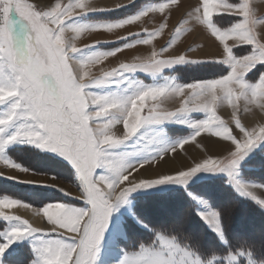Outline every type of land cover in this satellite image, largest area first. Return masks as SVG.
<instances>
[{"label":"snow or ice","instance_id":"1","mask_svg":"<svg viewBox=\"0 0 264 264\" xmlns=\"http://www.w3.org/2000/svg\"><path fill=\"white\" fill-rule=\"evenodd\" d=\"M131 2L108 7L98 6L95 0H0V163L47 179L20 180L2 174L0 177L49 186L73 201L83 202L80 206L58 200L43 204L36 215L42 214L48 225L45 228L8 211L15 206L30 208V204L9 195L0 196V221L4 222L0 223V233L4 235L0 256L15 241L34 236L37 258L33 264H95L111 214L127 202L131 192L166 182H186L200 170H229L231 175L238 160L264 141V121L248 124L243 117L253 107L264 112V71L248 75L258 64H264V36L256 30L260 20L253 0H196L159 48L154 41L167 29L176 0H154L138 13L116 22H71L88 12ZM260 7H264V0ZM157 14L160 21L152 29L105 40L125 41L119 47L80 55L101 41L95 39L79 46L77 42L85 35L114 33ZM225 16L239 19L221 27L218 18ZM189 22L191 27L186 26ZM194 27H200L211 37L219 50L205 58L188 55L191 46L176 52L182 35ZM244 45L251 47L243 48ZM137 46H149V54L121 61L108 69L102 67L109 58ZM170 50L175 54H169ZM184 63L223 64L227 71L189 83L167 78L155 82L165 67ZM97 66L99 74H94ZM137 71L151 75L154 82L132 80L122 91L94 90L113 83L115 77ZM174 99L179 100L177 108L162 107L164 101ZM225 102L232 107L228 121L218 114ZM194 112L203 113L204 118L193 119ZM165 122L184 124L194 131L169 144L159 128ZM117 125H122L120 132L116 131ZM197 138L222 149L209 153V145L201 146ZM17 141L34 143L66 158L75 169L79 195L55 183L58 180L55 175H37L5 158L7 146ZM131 141L138 145L143 142L135 153L125 150ZM190 142L198 150L202 147L206 155L176 166V154L186 152L185 146ZM152 145L162 146L156 149ZM132 155L138 158L131 160ZM154 163L167 168L141 176ZM234 183L238 191L264 206V198L248 185L235 179ZM211 216L223 239L219 214ZM236 259L235 254L227 255L229 264ZM214 260L215 257L209 259L207 264H213ZM120 264H204V261L182 245L170 230L156 229L149 242H141L125 252Z\"/></svg>","mask_w":264,"mask_h":264},{"label":"rangeland","instance_id":"2","mask_svg":"<svg viewBox=\"0 0 264 264\" xmlns=\"http://www.w3.org/2000/svg\"><path fill=\"white\" fill-rule=\"evenodd\" d=\"M109 1H111V2H109ZM194 1L196 3V0H181L179 2V5H176V7L172 8L171 14L169 16L168 27L164 31V33L160 37H158L159 38V41H157L158 45L162 46L169 39V33L171 31H173L174 28L179 24V22L186 17V14L188 13V11H190L191 6H193L195 4V3L192 4ZM253 3L257 6V17L260 20V23H258L256 25V30L258 32H260L262 36H264V7H260L261 0H253ZM96 4L98 6H113L115 4V1H113V0H99L98 2L96 1ZM144 4L147 5L146 0H136L133 3H130L128 5L118 7L116 12L91 11V12H88L87 14H82L78 17H75L74 20L71 22L88 23V24L116 22V21H119L121 19L126 18L128 15H131L135 12L140 11L142 5H144ZM238 19H239V17H236V16H231V17L225 16V17L218 18V22H219L221 27H227L230 23H232ZM146 20L149 22V24L147 22V25H146ZM159 21H160V17L155 15V16L150 17L148 19H144L143 22L138 23V25H135L134 27H141V26H148V25L155 27L159 23ZM186 26L191 27V23L189 22V24ZM124 32H126V28L122 29V30H117L114 32V34H112V33H110V34L109 33L108 34L99 33V34L85 35L84 37H82L77 42L79 46H82L83 44H86V43H92L95 39H101V41L99 43H97L94 47L85 49L83 51V53H81L80 55H87L89 53H93V52H97V51H109L113 48L119 47L121 44L125 43V41L121 40V41L105 42V40L114 39L118 36H122L124 34ZM160 46H158L157 48H159ZM188 46H191L192 51L188 52L187 54L194 57V58H205L208 54L215 53L219 50L217 47V44L213 41V39L211 37H209L207 34H205L201 30L200 27H194L192 29V31L185 32L182 35L181 40L179 42V46L176 48V52L186 51ZM242 47L243 48H250L251 46L244 45ZM140 50L146 52V54H144L140 57L146 56L150 52L149 46H137L135 49L124 50L123 52L118 53L117 55L118 56H124L125 53L139 51V52L135 53L136 54L135 57H137L141 53ZM238 51H240V50L234 49V52H238ZM169 54H175V53L172 52V50H170ZM133 58L134 57H132V58L129 57V58H126L124 60H117V62H115V63H113V62L108 63V61L111 59V58H109L107 61H105L103 63L102 67L105 69H108V68H111L113 66H116L121 61H131ZM99 68H100V66H97L96 68H94L93 73L99 74ZM221 71H227V66L223 65V64H193V63L176 64V65H173L171 67H165L162 70V73L159 74L155 78V82H157V83L164 82L165 78H167L168 80H175V82H179V83H189V82H192V81L198 80V79L212 78L213 76L220 74ZM258 71H264V64H258L256 66V68L253 69V71L250 72L248 75L253 76V74L257 73ZM132 80H142L145 83H153L154 82L153 77L151 75L144 73L142 71H137L134 74H125L124 77H115L113 83H110L103 88L94 89V90L95 91H122L128 86V83ZM178 106H179V100L178 99L166 100L162 104V107L166 108L168 110H174ZM241 111L243 112L242 102H241ZM231 113H232V107L227 102H225L218 109V114L225 121H228L231 118ZM203 115H204L203 113H198V112H194L191 114L193 119H197V118L202 119V118H204ZM256 115H258V119H259V116L261 117V119H259V120L257 119L256 122L264 121V112H260L255 107L252 108V111L250 113H243V117L245 118L246 123H249L248 122L249 118H252V119L256 118ZM118 126H119V128H118L117 132H120L122 130V125H118ZM159 128L163 130L164 138L166 139L167 143H169V144L175 143L178 140L189 136L194 131L192 128L188 127L187 125L176 123V122H165L164 124L160 125ZM142 144H143V142H141V144L138 145L135 143V141H131V142H129V144L125 150L135 153V152H137L139 147H142ZM263 145H264V141L258 142L257 145L254 146L246 155H244L242 159H239L235 168H233L231 170V175L229 174V170H223V171L200 170L199 172L193 174L190 178H188L186 180V182H166V183L161 184V185H155V186H152L150 188H142V189H138L136 191L131 192L128 196L127 202L120 205L111 214V218L114 216L115 213L117 214L118 218H120L119 219L120 222H117V220H115L116 222L113 223V227H116L118 229V234H117L118 239H116L114 241V244L116 246V254L114 253V255H112L111 257H106V255H104L105 250H107L106 246L108 245V243H111L109 241L111 238L110 234L108 235V231L106 229L104 236H103V238H102V240L98 246L101 248L102 251L99 254L97 253L95 264H120V261L122 260L125 252L130 251V249H127L126 247H124V244H122V241L125 240L124 235L126 232L125 231V224L123 223V220H122L123 219L122 215L124 213H129V216L131 217V215L133 214L136 221L134 220V218H132V219L135 221V223L138 226L145 228V226H144V224H146L145 221L139 216V214L135 213L136 212L135 211V203L138 200V198L144 196V193H146V192H147V194L149 192L152 193V192H160V191L165 192V193H167V192L169 193V192H173L174 189L184 188L186 191H188L189 197L190 196L192 197V198L190 197V199L191 200L197 199L198 206L200 207V209L205 213L206 216H208L209 218L211 217L212 223L210 225V227H211L210 230L215 229L213 226L215 221L212 218L211 214L212 213H219V211L212 206L209 199L206 196H204L203 193H201L199 191H194V187L197 184H200V183L203 184L205 181L214 179V178L219 177V176H223V177H226L227 182L230 185H232L233 188L236 187V185L234 183V179L239 180L242 183L248 185L250 190L253 191L257 196H259L260 198H264V185L260 182H257V181L248 180L242 176V169L245 166L244 165L245 162H247L256 152L261 150ZM161 146L162 145H152L151 147L158 149ZM201 146H203L202 143H201ZM16 147H22V148H26V149L28 148L29 149L28 151L32 154L33 157L34 156L35 157L32 158L31 156H29L28 158H26V160L23 159L24 161L23 162L21 161L22 163L17 162L9 154V151L13 148H16ZM201 150H202V147H201ZM34 154H36V155H34ZM4 156H5V158L11 159L12 161L20 164L22 167L30 169L33 173H35L37 175H39V174H45L46 176L55 175L58 179L57 181H55V183L64 187L66 189V191L72 192L73 195H79V192L75 186V183L77 181L75 169L66 158L60 156L58 153L52 152L49 149L38 147L34 143H29L26 141H23V142L17 141V142H14V143L7 146L6 151L4 153ZM44 157H46V158H44ZM137 158H138L137 155H132L130 157L131 160H135ZM152 166L155 167L156 164L154 163ZM29 167H32L34 169L29 168ZM97 171L99 172L100 169H97ZM0 174H2L4 177H7V176L18 177L20 180L47 179L46 177L33 176L31 174L22 173L16 169L5 167L2 163H0ZM146 174H151V173H144V174L141 173V176L146 175ZM15 183H19V182H15ZM22 184L34 185V184H27V183H22ZM37 186H42L43 188L52 189L53 191H55L54 194H56V196L59 195L56 199L52 198V199H50V201L48 200L47 202L58 200V201H62L65 203L72 202V203L76 204L77 206H80L83 203L82 201H73L72 197L65 195L63 192L57 191L52 187L45 186V185H37ZM239 193H241V192L239 191ZM18 194H19V192H18ZM42 194L45 195L44 193L37 191L36 193H33L29 199H25L22 196L17 197V199H20V200L30 204L31 202H29L28 200L33 201L36 199L39 201V200L47 199L44 196H42ZM3 195H1V196H3ZM11 197L16 198L14 196H11ZM247 197H250V196H247ZM249 199L255 201L251 197ZM193 200H192V202H194ZM32 203L30 205H31V207L35 208L36 211L39 208H41L40 205L36 206ZM121 206H122V208H121ZM8 211H10L14 214L17 213V214H21V215H23L21 212L29 211V212H26L29 217H32V219H39V218L41 219V217H39L38 215L37 216L34 215L28 208L23 207V206H15ZM154 215L157 216L156 213H153V216ZM168 215L169 214H167L166 216H168ZM156 216H154V219H156ZM111 218H110V221H111ZM158 218L159 217H157V219ZM160 220H161V218H160ZM113 221H114V218H113ZM137 221H138V223H137ZM36 224H38V223H36ZM38 225H40V226L44 225L46 227V224H44V223L42 225L41 224H38ZM221 226H222V224H221ZM146 227H148V225H146ZM222 231L224 232L223 227H222ZM239 237L241 239H249L248 234H245V233H243ZM32 241H34V240H32ZM221 242H223L224 244L226 243L225 236H223V239H221ZM33 246H34V244H33ZM232 254H235L237 257V259L235 261H233L232 264H264V261H259L258 259H255L249 251H244V250L242 251L241 250L239 252H235ZM227 255H225L223 257L215 256V260H214L213 264H215V263H217V264H229V262L227 260ZM202 261H204V263L207 264V260L202 259Z\"/></svg>","mask_w":264,"mask_h":264},{"label":"trees","instance_id":"3","mask_svg":"<svg viewBox=\"0 0 264 264\" xmlns=\"http://www.w3.org/2000/svg\"><path fill=\"white\" fill-rule=\"evenodd\" d=\"M28 150V148L16 147L11 149L9 154L14 160L22 163L23 159L26 160L29 156L35 157ZM244 165L242 176L264 185V145ZM197 185L194 191L203 193L219 211L227 244H222L218 236L200 219L196 204L192 202L188 192L184 188H178L173 192H154L138 198L135 203V213L139 214L148 227L138 226L132 217L125 215L126 238L122 241L124 247L130 250L136 248L141 242L147 243L153 238V230L166 229L170 230L182 245L207 261L215 256L223 257L241 250L249 251L255 259L264 261V209L237 192L227 182L226 177L219 176ZM37 191L45 194H42L47 198L42 200L44 202L59 196H56L52 189L15 183L0 177V196L4 194L29 199ZM153 213L157 214L154 215L156 219L159 217L157 220L154 219ZM167 214L169 215L166 216ZM243 233L248 234L249 239H241L239 236ZM16 247L19 249V254L25 255L27 261L30 258L28 245L23 243ZM9 261L16 262L13 259Z\"/></svg>","mask_w":264,"mask_h":264},{"label":"crops","instance_id":"4","mask_svg":"<svg viewBox=\"0 0 264 264\" xmlns=\"http://www.w3.org/2000/svg\"><path fill=\"white\" fill-rule=\"evenodd\" d=\"M98 2L99 0H95V2ZM113 1H115V4H117V3H124V4H126L127 2H128V0H113ZM134 1H136V0H132V2L131 3H133ZM147 1V5H142V7H141V9H140V11L144 8V7H146V6H148L150 3H152V2H154V0H146ZM181 0H176V3L175 4H173L172 5V8L173 7H176V5H179V2H180ZM114 4V5H115ZM128 4H130V3H128ZM127 4V5H128ZM144 6V7H143ZM108 7H111V6H108ZM102 11H107V12H116L117 11V8H105V9H102V10H97V12H102ZM139 12V11H138ZM138 12H135V13H133V14H131V15H134V14H136V13H138ZM131 15H128L127 17H129V16H131ZM156 16H159L158 14L156 15ZM145 19H148V18H145ZM144 21V20H143ZM142 21V22H143ZM147 20H146V25H147ZM148 24H149V22H148ZM135 25H138V23L137 24H134V25H131V26H126L125 28H126V32H124V34L122 35V36H124V35H126L128 32H138V31H141L142 29H144V28H147V29H152L153 28V26H141V27H134ZM125 28H123V29H125ZM122 30V29H121ZM112 34H114V33H112ZM116 38H114V39H108V40H115ZM157 41H159V38L157 37L156 39H155V41H154V43L156 44V47H158V46H160V45H158V43H157ZM112 42V41H111ZM3 176V175H2ZM34 186H37V185H34ZM38 187H42V186H38ZM237 187H235V189H236ZM236 191L237 192H239L237 189H236ZM160 192H162V191H160ZM188 192V191H187ZM190 192V191H189ZM150 193V192H149ZM148 193V194H149ZM152 193H154V192H152ZM144 194H147V192L146 193H144ZM241 195H243V196H245V197H247V195H245V194H242L241 193ZM191 197V196H190ZM192 198V197H191ZM247 198H250V197H247ZM193 200V199H192ZM255 201L254 202H256L258 205H260L258 202H257V200L256 199H254ZM194 201V203L196 204V207H197V213H198V216L200 217V219L204 222V224H206L208 227H209V229H211V227H210V225H211V223H212V219H211V217L209 218L208 217V219H205V213L200 209V207L198 206V202H197V199H194L193 200ZM253 201V200H252ZM33 202V203H32ZM31 203L32 204H34V205H36V206H38V205H40L41 207L43 206V204H45L46 203V201L44 202V201H42V200H33ZM30 203V204H31ZM70 203H72V202H70ZM261 206V205H260ZM121 208H122V206H121ZM261 208H263L264 209V206H261ZM34 215H36V209L35 208H33V207H30V208H28ZM12 213V212H11ZM16 215H20V216H22V217H24V218H27V217H25V216H23V215H21V214H17V213H15ZM203 214V215H202ZM219 214V213H218ZM125 215H129V213H124L123 215H122V217H123V223H124V217H125ZM37 216V215H36ZM39 217H41V219L43 220V223L44 224H46V227H48V225H47V223H46V221L44 220V218L42 217V214L41 215H39ZM131 217L132 218H134V216H133V214L131 215ZM113 218H114V221H113ZM27 219H29V218H27ZM120 218H118V216H117V214L115 213L114 214V216L111 218V221H110V223H109V226H108V228H107V231H108V235L110 234V242L111 243H108V245L106 246V249L107 250H105V252H104V255H106V257H111L112 255H114V253L116 254V246H115V244H114V241L116 240V239H118L117 238V234H118V229L116 228V227H113V223L114 222H116L115 220H117V222H120V220H119ZM30 220V222H32L31 221V219H29ZM134 220L136 221V219L134 218ZM0 223H4L3 221H0ZM34 225H36V226H39V227H45L44 225L43 226H40V225H38V224H36V223H34V222H32ZM137 223H138V221H137ZM219 223H220V226H221V221H220V215H219ZM144 226H145V228H146V224H144ZM143 226V227H144ZM45 227V228H46ZM221 229H222V226H221ZM126 231V230H125ZM211 231H213L217 236H218V238H219V240H220V242H221V236H220V234L219 233H217V231L215 230V229H213V230H211ZM113 232V233H112ZM222 233H223V236H225V233L222 231ZM104 236V235H103ZM124 238H126V232H125V235H124ZM225 239H226V236H225ZM32 240H34V241H32ZM0 242H4V235H3V233H0ZM36 237H34V236H25V237H23V238H21V239H19V240H17V241H15L13 244H11L10 246H9V248L8 249H6L5 250V252H4V254L2 255V256H0V264H33V261L34 260H36V258H37V256H36V252H35V250H34V246H33V244L35 245L36 244ZM23 243H26L27 245H28V249H29V254H30V258L26 261V257H25V255L23 254V253H20L19 254V249L16 247V246H18L19 244H23ZM222 244H224L223 242H221ZM225 244H227V239H226V243ZM101 248L99 247V251L97 252L98 254L99 253H101ZM17 253V254H16ZM7 257V258H6ZM9 257V258H8ZM10 259H13L14 261H16L15 263H13V262H11V261H9ZM115 261V260H114ZM113 262V261H112ZM205 264V263H204Z\"/></svg>","mask_w":264,"mask_h":264},{"label":"bare ground","instance_id":"5","mask_svg":"<svg viewBox=\"0 0 264 264\" xmlns=\"http://www.w3.org/2000/svg\"><path fill=\"white\" fill-rule=\"evenodd\" d=\"M109 2H111V1H109ZM194 3H195V1L192 4H194ZM106 34H108V33H106ZM140 51H141V53L138 56H142V55L146 54L145 51H142V50H140ZM136 52H139V51L125 53L124 56H118L117 55L116 57L111 58L108 61V63H112V62L115 63V62H117V60H124V59L129 58V57H131V58L135 57L136 56V54H135ZM257 119H258V115H256V118H254V119L249 118V120H248L249 123L248 124H252L253 121H257ZM259 119H261L260 116H259ZM118 128H119V126L117 125L116 126V131H118ZM207 135L208 134H202V136H207ZM197 139L203 145H205V144L209 145V153L215 154V153L220 152L221 149H222V146L212 147L207 140H201V138H197ZM185 147H186V152H180V153L176 154V156H175V165L176 166L187 165L188 163H190L192 157H196L197 159H200V158H203L204 155H206L205 152H203L201 149L198 150V148L195 145H193L191 142L188 145H186ZM166 168H167V165H164V164H161L160 167L152 166L151 168L147 169L146 173H151L152 174L153 172H159V171H162V170H164ZM26 212H29V211H26ZM26 212L23 211L21 213L25 217L31 219V221H33L34 223H38V224H41V225L43 224V220L42 219H40V218L39 219H32V217H29Z\"/></svg>","mask_w":264,"mask_h":264}]
</instances>
